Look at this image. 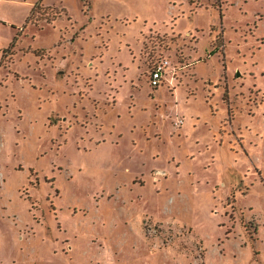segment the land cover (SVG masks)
Listing matches in <instances>:
<instances>
[{
	"label": "rangeland",
	"instance_id": "rangeland-1",
	"mask_svg": "<svg viewBox=\"0 0 264 264\" xmlns=\"http://www.w3.org/2000/svg\"><path fill=\"white\" fill-rule=\"evenodd\" d=\"M0 9V264H264V0Z\"/></svg>",
	"mask_w": 264,
	"mask_h": 264
},
{
	"label": "built area",
	"instance_id": "built-area-1",
	"mask_svg": "<svg viewBox=\"0 0 264 264\" xmlns=\"http://www.w3.org/2000/svg\"><path fill=\"white\" fill-rule=\"evenodd\" d=\"M172 71H173V67L169 60L164 59L156 63L151 74V85L153 87L158 88L160 85L164 83V81L167 79V76L171 74L170 72ZM181 124L182 121L176 123V126H179Z\"/></svg>",
	"mask_w": 264,
	"mask_h": 264
},
{
	"label": "crops",
	"instance_id": "crops-1",
	"mask_svg": "<svg viewBox=\"0 0 264 264\" xmlns=\"http://www.w3.org/2000/svg\"><path fill=\"white\" fill-rule=\"evenodd\" d=\"M222 16H223V14H222ZM6 21H8L4 16H2V14H1V9H0V23H6ZM202 58V57H201Z\"/></svg>",
	"mask_w": 264,
	"mask_h": 264
},
{
	"label": "trees",
	"instance_id": "trees-1",
	"mask_svg": "<svg viewBox=\"0 0 264 264\" xmlns=\"http://www.w3.org/2000/svg\"><path fill=\"white\" fill-rule=\"evenodd\" d=\"M214 49H215V50H217V48H216V47H215ZM159 62H160V61H159ZM157 63H158V62H157ZM155 65H156V64H154V65H153V67H152V68H151V70H150V82H151V74H152V71H153V69H154Z\"/></svg>",
	"mask_w": 264,
	"mask_h": 264
},
{
	"label": "flooded vegetation",
	"instance_id": "flooded-vegetation-1",
	"mask_svg": "<svg viewBox=\"0 0 264 264\" xmlns=\"http://www.w3.org/2000/svg\"><path fill=\"white\" fill-rule=\"evenodd\" d=\"M148 82H149V85H150L151 87H153V86L151 85V82H150V80H148ZM153 88H155V87H153Z\"/></svg>",
	"mask_w": 264,
	"mask_h": 264
}]
</instances>
